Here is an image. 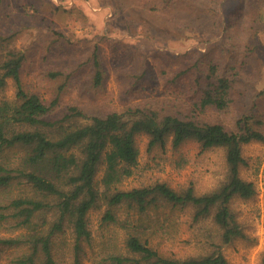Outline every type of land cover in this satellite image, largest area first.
Segmentation results:
<instances>
[{"label":"trees","instance_id":"trees-1","mask_svg":"<svg viewBox=\"0 0 264 264\" xmlns=\"http://www.w3.org/2000/svg\"><path fill=\"white\" fill-rule=\"evenodd\" d=\"M205 1L210 0L100 1L125 17L126 33H142L146 38L157 37L151 35L156 26L146 23L143 14L155 16L171 8L167 20L179 30L189 22L176 11H187L195 25L191 23L192 31L211 14L225 16L219 32L220 54L194 48L171 56L163 52L179 63L156 69L140 59L121 74L127 78L128 89H138L140 82L164 81L162 97L144 96L121 108L102 110L62 98L86 69L85 83L78 91L88 89L96 95L104 88L108 67L99 43L85 46L77 56L81 39L67 36L56 22L37 13L41 16L34 21L44 27L43 37L19 44L18 32L25 26L12 27L13 9L7 0H0V254L9 252L7 264H60L54 242L66 230L73 235L72 264H81L83 244L92 238L88 217L92 209H100L101 225H112L120 233L102 242L104 250L93 264H230L222 245L247 237L232 199L250 198L256 192L253 182L239 173L245 164L242 145L264 141V89L254 87L252 69L244 72L255 66L253 59L262 47L256 37L263 29L259 10L264 0H224V4L235 2L225 12L222 6L213 10ZM20 7L23 14L36 15L35 7ZM54 7L70 11L63 2ZM110 25L111 20L101 37L112 38ZM195 38L198 44L203 42L201 35ZM38 39L40 73L52 87L47 99L22 78L28 47ZM111 60L117 65V57ZM8 80L14 88L12 97L5 95ZM139 134L147 135L149 151L165 150L167 143L177 149L189 140L202 148L222 147L225 178L202 193L192 185L176 189L161 180L121 188L137 164ZM185 210L194 231L189 240L201 244L203 252L165 254L159 245L178 233V212ZM207 219L210 227L204 225Z\"/></svg>","mask_w":264,"mask_h":264},{"label":"rangeland","instance_id":"rangeland-1","mask_svg":"<svg viewBox=\"0 0 264 264\" xmlns=\"http://www.w3.org/2000/svg\"><path fill=\"white\" fill-rule=\"evenodd\" d=\"M101 0H7L9 8L13 9L12 26L20 29L18 32V43L28 44L34 40V37H43L41 33L44 27L38 20L44 14L46 18L56 22L58 28H61L67 36L81 39L77 46L76 55L82 53L85 46L93 42H98L100 54L108 67V72L104 80V88L96 95L90 90H83L81 93L78 87L84 84L88 69L79 73L76 86L73 89L63 92L62 98L65 101L78 100L85 103L91 109L121 108L124 104L139 100L141 98H161L162 93L166 91L163 87L164 81L156 84L140 82L138 89H128L127 78L122 74L123 70H131L139 63L141 59L147 61L156 69L159 65L170 64L175 67L179 62L175 57L164 56L173 53L178 55L188 49H195L215 54L221 52L222 44L219 39L220 31L225 16L211 14V17L205 18V23L196 31H192V20L187 11H176L178 17L184 20L188 26L186 29H179L170 22L169 14L171 8L155 16H144L146 23L156 26L152 34L157 37L146 38L142 33H126L123 26L125 17L116 15L114 8L108 4L100 2ZM147 2L150 0H134L137 2ZM235 1V0H234ZM224 4V0H210L205 3L214 9L223 7V10H229L235 5V2ZM63 2L67 4L70 11L64 12L62 9L55 10L54 3ZM223 2V4H219ZM204 3V4H205ZM28 4L36 9V15L32 17L23 14L21 5ZM33 9V8H32ZM31 10V8H30ZM195 12H192L194 15ZM227 13V12H226ZM264 22V6L259 10ZM163 15V17H162ZM142 16V12L140 13ZM185 16H188V19ZM140 17H138L139 19ZM215 18V19H214ZM215 23H211V20ZM111 20V31L108 36L112 38L101 37V31L106 30L107 22ZM84 22V23H82ZM192 23V24H191ZM194 25V24H193ZM20 26V27H19ZM195 26V25H194ZM195 29V28H194ZM125 33V35H122ZM256 41L260 42V49L257 50L255 57L256 64L251 68L247 67L244 72L248 73L252 69L256 77L255 88L264 89V24L263 29L257 32ZM147 35V34H146ZM196 35H201L203 42L197 43ZM149 36V35H148ZM98 39V40H97ZM120 40V43L113 41ZM200 40V39H198ZM41 41L31 48L28 47V56L23 70L22 78L32 90H37L43 97L50 98L52 87L50 82L40 73L41 65ZM144 54L145 56H142ZM258 55H260L258 57ZM112 56L117 57V65L112 64ZM171 56V54H169ZM258 57V58H257ZM262 58V59H261ZM179 59V58H178ZM262 65H259V62ZM14 88L12 82L8 80L5 89V95L12 97ZM264 107V103H263ZM147 135L139 134L136 137L139 150L137 164L133 172L124 178L120 184L121 188H130L132 186L148 184L154 180L165 181L170 186L180 189L187 185H192L197 193H202L218 185L226 175V163L224 159V149L222 147L202 148L195 141L189 140L181 144L177 149L167 143L165 150L154 148L147 150ZM242 155L245 158V164L239 169L240 176L252 181L256 192L250 198L234 197L232 207L236 212L237 218L247 237L235 239L233 242L222 245V253L230 264H264V141H250L242 145ZM102 166L100 167L97 178L101 176ZM175 216V215H174ZM92 238L89 242H84L83 252L81 253V264H93L99 255L103 252L102 242L110 239L117 234L119 230L114 226L101 225L100 209H92L88 212ZM177 218V216H175ZM178 233H171L169 239L164 240L160 249L169 255L185 256L203 252L201 244H196L194 240H189L193 228L189 226L188 211L178 212L177 219ZM207 219L204 225L211 226ZM73 235L70 230L59 234L55 238L54 252L58 257L60 264H72L70 256ZM112 240H114L112 238ZM9 252L0 254V264H7Z\"/></svg>","mask_w":264,"mask_h":264}]
</instances>
